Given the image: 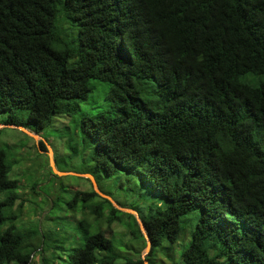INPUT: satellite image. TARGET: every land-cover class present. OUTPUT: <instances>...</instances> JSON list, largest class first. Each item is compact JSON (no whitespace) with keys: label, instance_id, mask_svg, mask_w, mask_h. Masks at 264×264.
<instances>
[{"label":"trees","instance_id":"obj_1","mask_svg":"<svg viewBox=\"0 0 264 264\" xmlns=\"http://www.w3.org/2000/svg\"><path fill=\"white\" fill-rule=\"evenodd\" d=\"M2 115L37 135L66 118L99 178L127 173L154 197L117 203L149 238L133 260V215L75 191L67 207L96 227L77 222L63 264H264V0H0ZM12 164L0 149V264H29ZM120 216L138 248L105 235Z\"/></svg>","mask_w":264,"mask_h":264},{"label":"rangeland","instance_id":"obj_2","mask_svg":"<svg viewBox=\"0 0 264 264\" xmlns=\"http://www.w3.org/2000/svg\"><path fill=\"white\" fill-rule=\"evenodd\" d=\"M101 103V97L95 95L88 104L80 105L81 112L94 115ZM80 116L81 113H78L77 118ZM5 118L6 115L0 116V149L6 152L9 162L13 163L9 178L18 182L16 191L18 200L15 208L19 203L23 206L22 213L14 224L16 228L35 231L37 233L35 243L40 248L34 252L29 264H63L69 250L78 247L82 241L81 230L77 225L79 220L88 219V230L90 233L94 231L96 225L93 218H89L87 211L82 210L81 203L73 210L67 207V202L75 191L88 192L93 189L90 181L76 175L88 174L94 180L96 178L97 187L117 206V203H120L125 207L139 206L144 209L154 207L155 200L150 191L142 188L139 182L131 179L127 173L110 178L97 176L89 153L81 146L79 134L66 122V118H55L40 135L26 129L37 136L36 139L19 129L1 124ZM20 118L22 122L25 121V116ZM39 142H43L45 150L40 149ZM47 145L52 151L55 170L73 175L58 176L53 173ZM68 145L77 150L75 155ZM98 201L94 199L93 203L97 204ZM120 217L121 222L112 224L110 228L102 224L105 235L113 240L117 248L120 244H132L138 248L139 246L130 241V231L125 225L128 222L127 218ZM137 218L139 219L138 213ZM144 250L145 248L139 255L131 252L133 260L144 259L146 256ZM162 260L167 262L164 258Z\"/></svg>","mask_w":264,"mask_h":264},{"label":"water","instance_id":"obj_3","mask_svg":"<svg viewBox=\"0 0 264 264\" xmlns=\"http://www.w3.org/2000/svg\"><path fill=\"white\" fill-rule=\"evenodd\" d=\"M5 126H8V127H12V128H16V129H19L20 131H23L25 133H27L29 136L33 137L34 139L38 138L37 136L33 135L32 133L28 132L25 128L21 127V126H15V125H5ZM47 148H48V154H49V158H50V165H51V168L53 170V173L55 175H73V173H61V172H58L55 170L54 168V162H53V159H52V151L50 149V147L47 145ZM76 175V174H74ZM76 176H80V177H83L85 179H88L91 183H92V187H93V190L96 194H98L100 197L108 200L115 208L119 209L120 211H124L126 213H130L131 215L135 216L136 217V221L139 225V228H140V232L142 233L145 241H146V247H145V250H144V253L145 255L148 254L149 252V249H150V242H149V238L148 236L146 235L145 233V229H144V226L142 224V222L140 221V219L137 218V213L132 211V210H129V209H124V208H118V206L115 204V202L108 196L104 195L97 187L96 185V182L94 180V178L91 176V175H88V174H83V175H76ZM143 264H147V262L144 260Z\"/></svg>","mask_w":264,"mask_h":264}]
</instances>
